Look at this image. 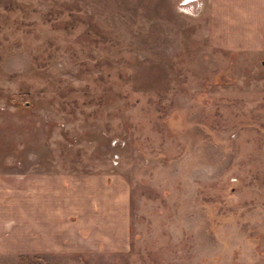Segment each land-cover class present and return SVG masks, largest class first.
<instances>
[{
	"label": "rangeland",
	"instance_id": "374dc122",
	"mask_svg": "<svg viewBox=\"0 0 264 264\" xmlns=\"http://www.w3.org/2000/svg\"><path fill=\"white\" fill-rule=\"evenodd\" d=\"M221 1L0 0V176L100 204L0 264H264V22Z\"/></svg>",
	"mask_w": 264,
	"mask_h": 264
},
{
	"label": "crops",
	"instance_id": "0c3cea01",
	"mask_svg": "<svg viewBox=\"0 0 264 264\" xmlns=\"http://www.w3.org/2000/svg\"><path fill=\"white\" fill-rule=\"evenodd\" d=\"M221 2H223L220 3L221 6L232 8L234 15L236 14L242 22L255 24L256 21L260 22L261 18L264 22V0H222ZM255 31V27L249 29V33L255 34ZM59 177L56 173L46 174L45 181L49 180V182L35 187L36 191L32 199H28L34 207L31 216L25 209L27 203L25 181L16 183L11 182L9 176H0V249L5 253H18L20 249L24 251L27 246L44 254L59 249L63 251L69 248L83 249L88 237L82 228L85 212L93 213L92 223L98 227L100 220L97 215L100 204L88 209L89 202H87V208L84 209L79 202L83 200L82 195L81 198L72 199L66 193L58 192L55 190V183ZM68 177L63 175L60 178L64 183ZM73 200H76V204L70 202ZM69 207L73 209V213L70 212ZM27 219L29 222L26 225ZM97 238L99 237H95Z\"/></svg>",
	"mask_w": 264,
	"mask_h": 264
},
{
	"label": "trees",
	"instance_id": "16d2710c",
	"mask_svg": "<svg viewBox=\"0 0 264 264\" xmlns=\"http://www.w3.org/2000/svg\"><path fill=\"white\" fill-rule=\"evenodd\" d=\"M21 258L24 259V260H29V257H27V256H23ZM26 264H28V263H26ZM34 264H37V263H34Z\"/></svg>",
	"mask_w": 264,
	"mask_h": 264
}]
</instances>
